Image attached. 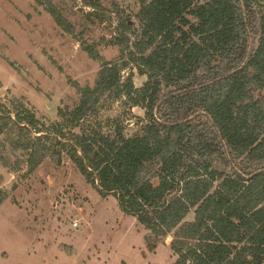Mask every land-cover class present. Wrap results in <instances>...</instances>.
Listing matches in <instances>:
<instances>
[{
  "label": "trees",
  "instance_id": "1",
  "mask_svg": "<svg viewBox=\"0 0 264 264\" xmlns=\"http://www.w3.org/2000/svg\"><path fill=\"white\" fill-rule=\"evenodd\" d=\"M138 1L135 15L119 14L118 60L82 41L100 70L93 86L75 83L80 102L62 122L0 102V135L30 171L67 154L143 225L150 251L173 234V264H264V0ZM36 2L77 36L57 4ZM133 67L147 77L140 87L133 71L123 79ZM105 97L144 109L131 134L88 123ZM8 194L0 184V206Z\"/></svg>",
  "mask_w": 264,
  "mask_h": 264
},
{
  "label": "rangeland",
  "instance_id": "2",
  "mask_svg": "<svg viewBox=\"0 0 264 264\" xmlns=\"http://www.w3.org/2000/svg\"><path fill=\"white\" fill-rule=\"evenodd\" d=\"M52 1L73 22L77 36L59 27L36 0H0V102L12 110L23 103L48 126L62 122L61 109L80 102L75 83H95L100 63L88 56L82 41L118 60L120 16L140 8L138 0H101L97 12L83 0ZM131 71L135 85L142 86L147 77L136 67L125 70L123 79ZM144 113L105 97L88 123H100L106 132L119 125L131 134ZM2 150L9 162L0 157V184L9 194L0 206V264H173L177 259L173 234L150 251L143 225L123 212L113 195L103 196L88 183L67 154L60 165L47 157L30 171L26 154L13 152L5 135H0ZM17 160L20 170L14 171ZM193 218L191 213L188 219Z\"/></svg>",
  "mask_w": 264,
  "mask_h": 264
},
{
  "label": "built area",
  "instance_id": "3",
  "mask_svg": "<svg viewBox=\"0 0 264 264\" xmlns=\"http://www.w3.org/2000/svg\"><path fill=\"white\" fill-rule=\"evenodd\" d=\"M73 224H74V226H78L79 225L78 221H75Z\"/></svg>",
  "mask_w": 264,
  "mask_h": 264
}]
</instances>
